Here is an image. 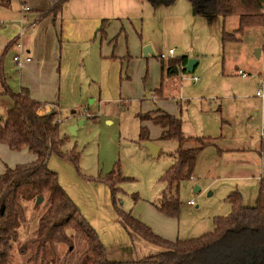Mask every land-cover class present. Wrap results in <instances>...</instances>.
<instances>
[{
  "label": "rangeland",
  "instance_id": "1",
  "mask_svg": "<svg viewBox=\"0 0 264 264\" xmlns=\"http://www.w3.org/2000/svg\"><path fill=\"white\" fill-rule=\"evenodd\" d=\"M35 3L29 0L27 6ZM60 16L61 91L52 102L65 136L62 149L68 153L75 149L79 160L77 168L71 159L52 155L48 167L58 177L67 179L73 173L80 180L104 184L109 191L100 177L118 163L124 178L116 194L122 198L121 208L136 217L140 206H151L176 221L175 239L212 230V218L229 213L227 197L235 189L245 206L256 203L264 102L255 91L264 76V24L236 31L238 15H227L224 21L219 15H194L188 0L156 6L147 0H67ZM224 32L234 34L235 40L223 43ZM147 46L150 51L145 55ZM169 49L172 56L159 58L167 56ZM14 55L13 47L7 50L3 68L6 83L17 92L19 84L11 85L19 69ZM183 57L186 62L198 60L193 71L183 70ZM170 65L178 72L169 70ZM10 105L8 97L0 96L2 120ZM162 113L179 119L184 135L194 137L188 147H196V138L206 136L227 149L208 145L198 151L191 177L179 183L175 216L162 214L155 206L164 187L159 178L173 162L178 144L160 137L163 128L153 118ZM143 141L160 148L156 157L141 145ZM21 156L18 151H0V167L2 161L10 165ZM109 200L117 216L110 191ZM191 200L194 205L188 204ZM43 203L27 205L9 264H79L87 242L84 236L59 247H39L34 242L39 217L46 209ZM23 243L27 244L22 253Z\"/></svg>",
  "mask_w": 264,
  "mask_h": 264
},
{
  "label": "trees",
  "instance_id": "2",
  "mask_svg": "<svg viewBox=\"0 0 264 264\" xmlns=\"http://www.w3.org/2000/svg\"><path fill=\"white\" fill-rule=\"evenodd\" d=\"M10 1L0 0V4L6 5ZM66 1L49 0L50 6L40 13L39 17L45 15L59 17ZM147 1L156 6L171 4L175 0ZM188 1L192 5L194 15L207 17L219 15L222 20H225L227 15H238L236 31L264 24V0ZM19 33L12 40L17 49L16 54L19 53L17 47ZM23 36L21 37L23 53L29 56ZM229 39L235 40V35L224 32L222 42ZM8 46L9 43L6 49ZM5 53L6 50L0 55V84L3 88L0 95L7 96L11 105L4 119L0 117V143H5L13 151L27 148L35 155V160L14 167L6 166L0 173V264L10 263L14 245L19 241L18 230L26 219V211L29 208L27 205L35 202L37 197L43 198L46 209L39 217L34 242L37 241L39 247L46 245L59 247L70 245L73 237L84 236L87 242L79 264H264V138H261L257 148L262 160V172L256 203L253 206H245L240 192L236 189L231 191L227 197L230 204L229 213L225 216H214L212 230L187 239L174 241L165 239L121 208L122 198L116 194L120 190L119 183L124 178L118 172L119 164L115 163L112 169L100 178L110 189L112 204L119 221L127 232L138 235L160 249L153 255L140 259L110 260L97 232L60 185L58 173L48 167L49 158L55 155L71 159L78 168L79 153H75V149L70 150V153L62 149L65 136L60 133L58 112L39 115L37 110L41 103L30 97L27 88L21 87L17 92L10 89L3 68ZM186 59L183 57L182 65L186 63ZM171 68L172 65L169 66V70ZM153 119L163 128L161 138L174 139L178 143L173 162L159 178L164 187L155 205L161 213L175 216L180 206L179 183L191 177L198 151L208 145H214L219 151L222 149L206 136L196 138L198 141L196 147L186 146L194 137H186L181 121L171 114L162 113ZM86 178L92 179L89 176ZM113 179L118 183L115 184ZM24 243L19 247L22 253L25 252L27 244Z\"/></svg>",
  "mask_w": 264,
  "mask_h": 264
},
{
  "label": "crops",
  "instance_id": "3",
  "mask_svg": "<svg viewBox=\"0 0 264 264\" xmlns=\"http://www.w3.org/2000/svg\"><path fill=\"white\" fill-rule=\"evenodd\" d=\"M28 1L20 0L21 4H18V0H11L6 5L0 4V55L4 50L7 53L11 47L15 49L16 54L17 51L12 40L19 30L25 27L23 41L31 59L29 61L23 60L20 64L15 63L19 69L11 85L19 84V89L21 87L27 88L30 97L41 103L37 113L44 115L53 111L58 112L52 101L57 98L61 91L62 68L60 60L62 47L58 43L59 37H63L62 24H59L61 16L57 18H53L51 15L39 17L40 13L50 6L49 0H36L32 7L27 6ZM22 5L28 9L24 11ZM8 43L9 46L6 49ZM2 91L3 88L0 84V93ZM187 143L186 146H188ZM221 149L222 151L227 150ZM10 150L5 143H0V151L8 153ZM18 152L22 153L18 161L12 162L10 165L2 161L0 173L6 166L14 167L21 162L28 163L35 160V155L27 148ZM51 161L52 157L48 161V166ZM58 179L60 185L79 207L82 216L97 232L108 259L115 261L134 260L153 255L159 251L160 248L156 245L144 241L134 233L130 234L122 226L110 203V190L108 191L104 184L80 180L73 173L67 179H62L61 175ZM139 211L141 216H139ZM139 211L134 215L143 223L145 222L144 224L150 227L154 233L171 241L176 240L178 226L175 220L163 217L151 206L144 208L140 206Z\"/></svg>",
  "mask_w": 264,
  "mask_h": 264
},
{
  "label": "built area",
  "instance_id": "4",
  "mask_svg": "<svg viewBox=\"0 0 264 264\" xmlns=\"http://www.w3.org/2000/svg\"><path fill=\"white\" fill-rule=\"evenodd\" d=\"M22 8H24V11L27 10L28 8L24 5H22ZM25 27L24 28H21L20 29V33H19V36H20V39H19V42L17 44V47L19 49V53L18 54H15L13 56V60L17 63V64H20L23 60L25 61H29L30 60V57L27 55V54H24L23 51H24V47H23V42L21 40V37L23 36L24 32H25ZM173 50L172 49H169L168 52H167V56H165L164 54H161L159 56V58L161 59H164L168 56H172L173 55ZM239 75L241 76H247V74L244 72V71H241V70H238L237 72ZM262 80L257 88V90L255 91V95L257 97H259L262 102H264V76H262ZM198 80L197 77H193V81L196 82ZM57 121L59 122V120L57 119ZM261 137L264 138V129L261 130V133H260ZM188 204L190 205H194V201H189ZM1 250V248H0ZM1 252V251H0Z\"/></svg>",
  "mask_w": 264,
  "mask_h": 264
},
{
  "label": "water",
  "instance_id": "5",
  "mask_svg": "<svg viewBox=\"0 0 264 264\" xmlns=\"http://www.w3.org/2000/svg\"><path fill=\"white\" fill-rule=\"evenodd\" d=\"M150 51V48L147 46L144 48L143 52L144 54L146 55L148 52ZM255 55L257 57H259L260 55V51L259 50H256L255 52ZM198 60L197 59H188L187 62H186V65L184 66V69L185 71H188V72H191L193 71L195 65L197 64ZM176 68V67H174ZM172 68V69H174ZM170 69V70H172ZM178 69V68H177ZM177 69H174V71L177 73L178 70ZM78 124H81V122H78ZM77 127V125H74V126H71L69 129L71 130V132H74V129ZM142 146L146 147L148 149V153L152 156V157H156L158 152H159V147L157 145H155L154 143L150 142V141H143ZM196 189H198V187H196ZM43 200L42 197H37L36 199V204H39L41 203V201Z\"/></svg>",
  "mask_w": 264,
  "mask_h": 264
}]
</instances>
